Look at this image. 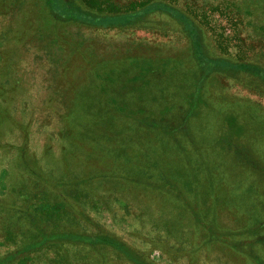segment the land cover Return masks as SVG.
<instances>
[{"label":"rangeland","instance_id":"1","mask_svg":"<svg viewBox=\"0 0 264 264\" xmlns=\"http://www.w3.org/2000/svg\"><path fill=\"white\" fill-rule=\"evenodd\" d=\"M83 9L81 0H0V264H192L195 252L197 264H253L227 216V197L237 194L227 165L213 176L198 162L148 155L139 142L167 139L172 153L182 140L136 132L135 120L108 109L90 117L111 100L99 92L100 63L155 50L183 61L189 39L220 100L264 108V0H157L133 14L179 16L184 33L111 28L110 14ZM95 16L107 22L86 24ZM75 90L91 106L83 117ZM253 169L237 181L248 211L264 206V171ZM191 210L210 228L196 227ZM216 226L231 247L198 248Z\"/></svg>","mask_w":264,"mask_h":264},{"label":"trees","instance_id":"2","mask_svg":"<svg viewBox=\"0 0 264 264\" xmlns=\"http://www.w3.org/2000/svg\"><path fill=\"white\" fill-rule=\"evenodd\" d=\"M156 1L157 0H131L129 3L123 5V7H120L114 0H81L84 6L83 10L85 11L110 14V16L106 17L113 19L112 22L114 24L108 25V27L111 28L124 29L136 25H149L150 28L178 30L184 33L186 29L185 22L179 18V16L165 15V17L161 19L155 15H133ZM167 4L170 5V3ZM172 7L176 8L175 6ZM174 10L179 11L177 8ZM58 13H61V10ZM50 14L55 15L53 17L56 20L61 19L52 11H50ZM73 22L83 23L84 21L78 22L73 20ZM102 22L106 23L107 19L95 16L94 20L86 21V24H91V27H101V25L98 24ZM194 27L198 29L197 25ZM187 32L189 35L192 34L190 31H186V33ZM187 42L190 54L189 58H185L183 61L173 57L158 55L155 50L150 52L152 54L148 53L146 56L131 54L114 59H106L100 63V70L98 69L95 72L98 74V80H102L100 82H105L107 85L100 87L99 92L109 96L112 102H106L105 104L101 103V108L97 110L93 116L90 114V118L97 119V117L102 115V110L108 109L118 113L123 118L135 120L133 124L136 127V132L141 130L145 132L153 131V133H160L159 135L165 137H176V141L180 138L182 141L175 145L186 150L189 149L183 143L188 141L190 143L191 155L204 157L207 153L215 151L221 152L222 154L219 156L220 158H226L228 173L232 179L239 178L238 173L242 170L237 164H243V161L246 164L245 167L250 166L260 170L261 168L256 166L258 162L255 160V158L257 159L256 155L245 151V148L248 150L249 146H252V142L250 143L248 140L244 142L245 139L250 138L247 136L250 125H248V123L246 124L247 120L243 121L242 118L239 119L236 115L228 116L221 112L223 103H225L226 100H220V96L215 95L213 87L209 85L208 75L203 74L204 60L196 53L195 49H193L191 39L187 40ZM140 82L144 86H147V83L149 84L151 95L157 90L158 85L163 83L164 87L166 86L165 95L170 96V92H174L176 95L180 92L182 97L181 102L174 103L175 105H164L156 102H151L150 104L134 102L133 100L138 98L137 95H140L137 93V90L138 92L142 90V84ZM2 90H4V88H2ZM78 96L80 102L75 104H78L84 113L76 114L77 110L74 108L72 110L74 114L83 117V115L87 113L85 112V108L91 110V106L82 99L80 94ZM215 96L218 99H216ZM215 99L219 101L218 103H221L217 110L215 108L218 107V105L214 104ZM176 107L178 108L176 109ZM136 121L138 123H136ZM98 126L102 128L100 125ZM114 133L115 132H110V136H113L112 138H117ZM199 134L200 138L198 136ZM205 134L208 136L206 139ZM140 138L142 139L141 135ZM130 140L132 142L137 141L136 134H132ZM164 140L167 141V139H163V141ZM204 140L207 148H210V151L207 153L206 149L203 150L199 147H203L201 143ZM114 144L116 146L121 145L117 143ZM126 144H128V142ZM138 145L139 148L142 147L141 142H139ZM244 146L245 148H243ZM201 162H203V158L198 160V163ZM175 196L178 197L180 194ZM25 197L30 196L27 195ZM191 213L194 216L196 227H203L205 229L210 228L205 221L198 216L196 211L191 210ZM208 232V235H211L212 238L215 237V232H213V234H211L212 231L208 230ZM217 237L226 238L227 235L223 236L222 234H218Z\"/></svg>","mask_w":264,"mask_h":264},{"label":"crops","instance_id":"3","mask_svg":"<svg viewBox=\"0 0 264 264\" xmlns=\"http://www.w3.org/2000/svg\"><path fill=\"white\" fill-rule=\"evenodd\" d=\"M128 28L132 29H145V30H150V29H155V28H150L149 25H139V26H131ZM126 29V28H124ZM148 46V44H147ZM137 48L143 49V46H138ZM147 51H149V47H145ZM139 55L146 56L147 54L139 53ZM100 70V69H99ZM141 83V82H140ZM142 84V83H141ZM1 86V85H0ZM107 87V86H106ZM137 87V85H136ZM142 90H140L137 93L140 95H137L138 98L134 99V102H139L140 104H150L151 102H156V103H161V104H174V103H179L181 102V95L180 92H178L176 95L174 92H170V96L165 95L166 91L164 87V84L158 85V88L153 94H150L149 91V84L147 83V86H144L142 84L141 86ZM75 89V88H74ZM138 89V87H137ZM5 91V90H3ZM78 91V89H77ZM75 90V98L72 100V102L77 103L80 102L78 99V92ZM145 93V94H144ZM150 95V96H149ZM104 102H112L110 101H104ZM175 105V104H174ZM79 107V106H78ZM80 108V107H79ZM178 107H176L177 109ZM78 110V108H74ZM179 110V109H178ZM221 112L224 115L232 116L236 115L239 119L242 118L243 121L247 120L248 125H250V130L247 136L250 138H247L244 140H248L252 146H249L248 150H246L245 146V151L249 152L250 154L256 155L257 159L255 158L257 162L256 166H259L262 168L264 171V108L259 107L257 105H247L244 101L240 100H230L226 101L223 103ZM241 114V116H239ZM167 145L168 142L166 140L160 141L156 145L151 146L149 143L145 144L142 143V150H145L148 155L151 154V152H156L157 154L159 153L161 156L165 154H170L169 159L174 158V159H185L187 160L188 164L190 166L193 165V163L198 162V160H201L203 158V162L198 163L194 167H211L214 169L213 176H215V169L222 167L225 164V162L222 161H217V159H220V154L221 152H211L207 153L202 156L198 155H187L189 154V150L183 149L180 146L175 147L174 146V152L166 153L167 150ZM153 150V151H151ZM240 166L241 170L245 168V162L243 161V164H237ZM193 167V166H192ZM245 172V170L243 171ZM196 177H198V171L195 173ZM238 176H240V171L238 173ZM215 178V177H214ZM239 179V178H238ZM238 179H232V183L230 185V189L234 191H237V194L234 195L233 197L228 198L227 200V216L229 219L232 218L233 221H238L239 222V230L238 234L241 237L239 240L238 248L241 250L242 255L250 260L253 264H264V255H261L260 252L262 248H264V206L263 208H255L253 207V210H247L248 205L246 204V193H242L243 189L240 188V185L238 184ZM210 182V181H208ZM216 183V182H215ZM219 189H213L212 191H208V187L206 186V191H208V194L211 195H218L219 193L221 194L222 192H218ZM221 191V190H219ZM224 192V190H223ZM211 198V197H210ZM213 199V198H211ZM213 203V201H210ZM202 219V218H201ZM205 223H207L206 220H204ZM211 231L215 232L214 234L215 237L212 238L211 235H207L204 237V239H201V243L198 246L200 249L205 246H225V248H228L230 244L228 245V242L226 238L223 237H217L218 234H222L223 236L228 234L227 231H225L223 228L220 226H216L215 228H211ZM228 236V235H227ZM220 243V244H219ZM231 247V246H230ZM246 248V249H245ZM202 260V256L200 254L196 253L193 255V257L190 260V263L192 264H197L199 261Z\"/></svg>","mask_w":264,"mask_h":264}]
</instances>
